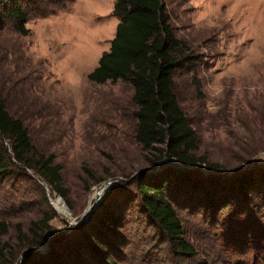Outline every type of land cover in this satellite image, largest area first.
<instances>
[{
	"label": "rangeland",
	"instance_id": "374dc122",
	"mask_svg": "<svg viewBox=\"0 0 264 264\" xmlns=\"http://www.w3.org/2000/svg\"><path fill=\"white\" fill-rule=\"evenodd\" d=\"M61 2L66 6L46 15L43 6H34L29 35L10 19L0 22V90L37 152L55 154L61 164L68 190L63 202L75 221L64 215L58 193L38 173L17 170L0 184V222L9 225L3 240L22 245L18 225L29 234L33 221L53 213L50 239L37 252L48 256L57 237L64 264H257L264 256V189L250 204L236 193L228 209L213 210L205 206L203 192L177 184V164L153 167L155 156L135 139L133 84L88 78L116 34V0ZM167 8L175 35L197 59L194 70L185 66L177 79L180 104L200 138L197 156L220 165L219 171L205 163L195 169L224 179L234 169L264 165V0H168ZM169 169L167 193L196 248L191 257L175 252L134 181L140 173L159 177ZM112 178L122 180L77 225ZM106 208L118 218L116 233L99 224L97 216ZM89 237L104 245L111 263ZM18 256L14 264L23 252Z\"/></svg>",
	"mask_w": 264,
	"mask_h": 264
},
{
	"label": "trees",
	"instance_id": "16d2710c",
	"mask_svg": "<svg viewBox=\"0 0 264 264\" xmlns=\"http://www.w3.org/2000/svg\"><path fill=\"white\" fill-rule=\"evenodd\" d=\"M167 1L116 0L113 10L119 18L116 34L110 50L100 57L98 66L89 73L88 78L96 84L120 80L133 84L135 139L143 150L155 156L150 159L153 167L157 168L162 161L176 159L184 167L205 163L208 170L219 171L220 165L197 156L200 138L179 101L177 79L185 66L188 71L194 70L197 59L187 42L175 35ZM34 6H43L42 13L46 15L65 7L66 2L0 0V22L10 19L19 33L29 35L31 29L26 24ZM178 168L177 184L186 192H203L208 209H228L236 193L250 204L257 190L264 189V165L238 170L224 179L212 174L205 175L197 169ZM17 170L24 173L35 171L52 190L67 199L62 166L56 162L55 154L37 152L28 128L23 120L10 113L0 90V184ZM171 174V169L159 177L140 173L134 181L150 217L167 235L175 252L191 257L197 253L196 248L186 239L183 221L167 193ZM54 217L55 214L46 213L40 220L33 221L29 234L24 233L22 226L18 225L22 245L3 240L9 225L5 221L0 222V264H14L22 252L24 256L19 264H64L57 248L60 242L57 237L51 242L48 256L37 252L51 229L50 221ZM97 219L104 229L117 232L118 218L108 208L100 212ZM89 240L93 249L104 255L105 262L111 263L112 258L106 256L104 245L90 237ZM259 258L256 263L264 264V256Z\"/></svg>",
	"mask_w": 264,
	"mask_h": 264
},
{
	"label": "water",
	"instance_id": "95a60500",
	"mask_svg": "<svg viewBox=\"0 0 264 264\" xmlns=\"http://www.w3.org/2000/svg\"><path fill=\"white\" fill-rule=\"evenodd\" d=\"M167 163H175L177 165H179V167L181 168H186V169H195L198 168L199 166H195V167H184L182 166L176 159H170V160H165L164 162H162L161 164H167ZM236 170H241V168H237L231 171V174L236 171ZM122 180L121 178H112L109 179L107 181H105L101 186L100 189L102 191V196L100 198V200L103 199V197L105 196V193L108 192L112 186H114L115 184H117L118 181ZM58 198L60 199H64L60 194L56 195ZM100 200L98 201L97 204L93 205L92 208L90 209L89 212L86 213V215H84L79 222H77L78 224L83 223L84 221H86L87 219H89L91 217V215L94 213V211L98 208L99 204H100ZM68 211L70 212V208L68 207ZM68 217H70L73 221H75V218L72 217V215H69ZM50 239L49 236L46 237V241H48ZM37 251H41V249H38Z\"/></svg>",
	"mask_w": 264,
	"mask_h": 264
},
{
	"label": "bare ground",
	"instance_id": "6f19581e",
	"mask_svg": "<svg viewBox=\"0 0 264 264\" xmlns=\"http://www.w3.org/2000/svg\"><path fill=\"white\" fill-rule=\"evenodd\" d=\"M97 194H98V196H97L96 201H95V203H94L93 205L97 204L98 201L100 200L101 196H102V191H101L100 188L97 190ZM58 199H60V198H58ZM59 201H60V203H61V204H59L60 208H63V211L65 212L64 215L69 216L70 213H69V211H68V206H66V205L64 204L63 199H60ZM93 205H92V206H93ZM92 206L89 208V210H88L87 212L90 211V209L92 208Z\"/></svg>",
	"mask_w": 264,
	"mask_h": 264
}]
</instances>
